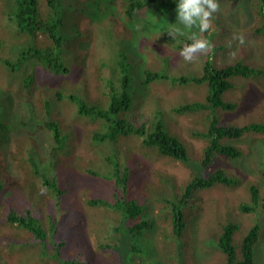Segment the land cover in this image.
Wrapping results in <instances>:
<instances>
[{
	"label": "trees",
	"instance_id": "trees-1",
	"mask_svg": "<svg viewBox=\"0 0 264 264\" xmlns=\"http://www.w3.org/2000/svg\"><path fill=\"white\" fill-rule=\"evenodd\" d=\"M123 1V14L128 18L147 6L163 20L177 15V0ZM257 2L261 20L253 34L263 37L264 55V0ZM219 10L213 13L208 31L201 33L194 27L185 29L182 36L169 35L166 54H157L153 48L155 65L147 64L144 53L130 38L116 37L112 26L107 28L113 41L106 61L109 71L98 75L99 94L93 97L84 85L54 82L71 76L75 46L88 36L79 24L81 17L99 19L106 15L101 3L2 0L0 71L5 84L15 87L21 96L22 106L17 114L13 112V120L7 118L10 94L0 87V250L11 253L13 264H154L136 259L137 253H148L149 241L144 235L156 225L153 203L160 219L172 221L173 234L164 236L178 246L175 253L184 263L186 207L195 204L202 189L219 185L233 188L242 183L239 176L224 168H209L217 157H243V148L227 140L264 134V119L241 125L223 118L224 112L238 106L227 93L244 79L264 80V64L244 57L224 65L215 61L223 42L214 36L227 30ZM107 16L115 18L114 14ZM177 26L183 27L177 22L173 28ZM193 33L208 45L207 52H199L201 63L172 68L173 55H180L193 42ZM38 73L53 83L36 94ZM164 82L178 89L191 88L195 97L183 96L179 102L166 105L161 96H151V87ZM62 102L74 106L77 119L92 121L96 127L80 137L74 126L57 115ZM143 104L149 117L136 126L133 118L140 117ZM184 115L191 116L194 124L189 134L205 141L198 156L193 145L172 129L171 122ZM15 128L24 133L10 135ZM131 138L139 141L146 157L156 154L183 162L190 170L189 179L179 185L173 175L160 173L146 181V160L132 149ZM81 144L86 151L75 154ZM260 153L259 174L264 179V147ZM11 168L19 175L9 174ZM249 190L251 200L241 204L242 212L264 210V193L253 183ZM100 208L106 211L102 228L91 231V214ZM238 230L234 221L223 225L217 247L225 264H255L261 225L251 226L239 243L234 240ZM89 232L95 235L93 244ZM96 250L109 258L94 261ZM173 256L174 252H169L164 259Z\"/></svg>",
	"mask_w": 264,
	"mask_h": 264
},
{
	"label": "rangeland",
	"instance_id": "rangeland-1",
	"mask_svg": "<svg viewBox=\"0 0 264 264\" xmlns=\"http://www.w3.org/2000/svg\"><path fill=\"white\" fill-rule=\"evenodd\" d=\"M96 1L104 7L106 15L99 17V19H92L87 16L81 17L79 24L83 30L88 31V36L84 35L85 37L79 40L75 46L76 53L72 55L74 60L71 62V76L61 81L55 80L54 82L57 85H84L93 97L99 94L98 75L102 72V74L107 75L109 71L106 61L111 56V44L113 41L107 35V28L112 26L111 29H113L116 37L127 36L130 38L134 46L144 53L147 64L155 65L157 63L156 53L166 54L168 52L167 37L171 35L168 30L177 23L176 16L165 20L160 19L152 6L143 7L134 17L128 18L123 14V0ZM1 2L2 0H0V4ZM218 4L220 7V19L224 22L227 30L216 33L214 36L217 41L223 42V46L219 47V51L216 54L215 61L220 65H224L244 57L248 61L264 64L263 37L253 34V28L261 20L257 0H248L244 3L239 1H220ZM109 14H114L115 18L112 19L110 17L107 19ZM99 26L104 28V30L100 31L99 29L101 28ZM2 30L5 31L6 29ZM4 35L6 36L7 33L4 32ZM241 37H243V43H241ZM147 43H151V45L146 47ZM153 48L158 51L156 50L155 53ZM207 50L208 48L200 53L203 55ZM200 58L199 52L194 54L191 61H186L182 55H173L171 60L172 68L177 70L195 67L199 62L201 63ZM37 81L36 94H39L42 87L47 88L53 83V80L45 81L40 73L37 74ZM240 84V86L227 93V98L235 100L238 106L234 111L224 112L223 118L226 121L236 122L241 125L252 120L264 119V80L244 79ZM0 87L8 90L10 94L7 105L9 111L7 118L13 120V114H17L21 106V96L15 87H8L5 84V76L2 71H0ZM151 93V96H161L166 101V105H169L179 102L180 97L183 96L193 98L196 92L191 88H174L164 82L154 84L151 87ZM139 112H141L140 117L136 115L133 118L136 126L142 124L149 117L145 111V104L142 105V109ZM57 115L63 119L65 124L74 126L80 137L83 136L84 132H89L96 127V123L92 121L77 119L74 106L68 102H62L59 105ZM176 118L175 121H172L173 119L171 120L172 122L170 121L172 129L177 131L186 142L193 145L195 156L200 155L205 146V141L200 138H194L189 134V129L194 125L192 117L184 115ZM196 126L202 127L201 124ZM22 133H24L23 130L15 128L10 135ZM39 133L45 135L42 130ZM128 142L133 148L129 146L139 153L144 161L146 160L143 168L147 174L146 181L154 179L160 173L173 175L179 185L189 179L190 170L183 162L156 154H149L146 157L144 154L145 150L139 149L140 143L137 139L131 138ZM227 142L241 146L244 150L243 157L238 159L217 157L209 170L215 171L218 168H224L239 176L242 179V183L233 188L219 185L209 189H202L197 193L195 204L186 207V226L183 234V242L186 244L183 248L185 253L184 263H182L180 256L175 253L178 250V246L171 239L164 236L173 234L172 221L160 219L157 216V206L154 203L152 213L156 216V225L153 230L146 232L144 235L145 240L149 241L147 246L148 253L139 252L136 254V259L152 260L154 264H225V256L217 247V241L223 225L229 221H234L239 225V230L234 235V240L237 243L247 234L251 226L256 223L261 225V234L255 250V264H264V210L259 209L254 213H244L241 210V204L249 203L251 200L249 190L251 183L258 186L260 191L264 193V179L259 174L262 164L260 149L264 147V134L249 133L242 138L227 140ZM81 151L83 153L86 151L85 148L83 149L82 144L79 145L75 154H80ZM8 173L15 176L19 175L15 168L9 169ZM105 213L106 211L102 210V208L92 212L91 215L92 217L94 216V219L91 220V231H99L102 228L103 224H100V222L103 220L102 217ZM88 239L92 244L95 243L93 232L88 233ZM169 252H174V256L169 260H165L164 257ZM108 258L107 254L98 250L93 255L94 261L101 262ZM13 263L11 253L0 250V264Z\"/></svg>",
	"mask_w": 264,
	"mask_h": 264
},
{
	"label": "clouds",
	"instance_id": "clouds-1",
	"mask_svg": "<svg viewBox=\"0 0 264 264\" xmlns=\"http://www.w3.org/2000/svg\"><path fill=\"white\" fill-rule=\"evenodd\" d=\"M218 0H177L176 22L183 27H174L168 30L173 38L184 35L185 29L198 28L204 33L211 28V17L218 10ZM243 43V37L240 38ZM206 41L196 38L193 33V42L186 45L180 55L186 61H191L194 54L203 52L207 48Z\"/></svg>",
	"mask_w": 264,
	"mask_h": 264
}]
</instances>
